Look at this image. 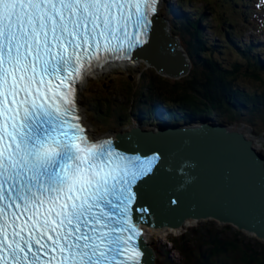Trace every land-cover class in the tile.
<instances>
[{"label": "snow or ice", "instance_id": "1", "mask_svg": "<svg viewBox=\"0 0 264 264\" xmlns=\"http://www.w3.org/2000/svg\"><path fill=\"white\" fill-rule=\"evenodd\" d=\"M157 5L0 0V264H143L133 185L160 157L90 140L75 93L148 42Z\"/></svg>", "mask_w": 264, "mask_h": 264}, {"label": "water", "instance_id": "2", "mask_svg": "<svg viewBox=\"0 0 264 264\" xmlns=\"http://www.w3.org/2000/svg\"><path fill=\"white\" fill-rule=\"evenodd\" d=\"M134 59H143L173 78L187 76L192 69L180 37L171 33L170 21L159 14L153 16L148 42ZM205 120L157 129L138 125L105 137L114 139V147L128 155L160 157L133 188L135 221L183 232L188 221L214 220L264 239V154L243 132ZM141 242L143 264H154L153 248L145 238Z\"/></svg>", "mask_w": 264, "mask_h": 264}, {"label": "trees", "instance_id": "3", "mask_svg": "<svg viewBox=\"0 0 264 264\" xmlns=\"http://www.w3.org/2000/svg\"><path fill=\"white\" fill-rule=\"evenodd\" d=\"M224 2L236 7L242 3L251 4L253 1L224 0ZM211 4H214V1L206 0L204 6L186 10L185 3L179 1L177 8L182 7L184 13L177 15L172 9L169 10L171 30L173 35L180 37L181 43L191 58V72L187 77L175 80L171 84L164 78L160 79L158 85L150 80L141 89L130 86L128 82L125 87V89L128 88V98L135 100L137 107L143 108L142 112L139 111V116H134L131 111L130 115L134 119L148 123L155 122L154 117L157 116V123L165 127L202 123L206 117H209L227 125L242 122L261 134L264 132V62L258 53L263 51V47L257 46L255 39L244 41L238 29L225 25L227 19L220 24L221 27L226 26L227 32L224 35H218L216 41L211 40L208 31H212V27L200 26V19L207 20L205 10ZM241 8H245L242 11L244 22L255 21L249 16L250 13H257L253 12L255 8L245 6ZM255 30L259 32L261 38H264V25H256ZM225 45L238 55L236 60L229 64H225L224 60L218 56ZM242 78L252 79L261 87L248 89L242 85ZM113 86L111 83L108 85L103 83L98 92V99L106 106H110L111 101L117 97V94L112 91L117 87L114 86L110 90ZM88 98L91 99L89 106L95 112L93 100L91 97ZM157 102L159 108L165 110L164 112L157 110ZM98 111L99 121L108 120L109 117H106L102 110ZM122 118L123 114L120 113L116 120L120 121ZM192 231L195 232L192 235L189 231L182 232L181 235L172 237L167 243V245L170 243L183 256L184 264H264V243L262 242H256L249 248V244L241 240L238 232L227 235L211 227L206 228L204 233L197 237L198 231L195 229ZM188 235L193 237L190 239ZM192 241L195 243L191 244ZM166 264H173L169 251L166 252Z\"/></svg>", "mask_w": 264, "mask_h": 264}, {"label": "rangeland", "instance_id": "4", "mask_svg": "<svg viewBox=\"0 0 264 264\" xmlns=\"http://www.w3.org/2000/svg\"><path fill=\"white\" fill-rule=\"evenodd\" d=\"M179 1H182L186 5V10H191L192 7L200 8L206 4V0H163L161 4L160 12L158 13L160 16H168L169 8L176 7L177 3ZM214 1V4L208 5V8L205 10L207 14V20L205 22H202L201 24L205 26V28L209 25L212 27V31H208V34L211 38V40L216 41L218 39V35H224L226 31V26L231 25L234 28L238 29L240 32V36H242L244 41H250L252 39H255V44L257 46H262L263 51H259L258 55L260 58L264 59V38H261L259 35V32L256 29V25H264V0H252L253 2L251 4L242 3V5L239 6H230L227 2H224V0H211ZM245 6L246 8H255L253 12L257 13H250L249 16H251L252 22H244L243 20V10L245 8H241ZM179 9L184 13V9L182 7H179ZM177 8V11H179ZM177 11L175 12L176 14ZM255 16L256 19H255ZM227 19L225 22L226 26L221 27L220 24L223 23V21ZM230 20V22H229ZM171 33L173 34L172 30ZM224 44L225 40L223 41ZM258 52V51H256ZM218 56L224 60L225 64H229L232 61L236 60L237 56L235 52L230 51V49L227 48L225 45L223 50L218 53ZM137 65H133L129 68H122L121 72H111L108 71L102 75H99V79H91V81L85 85V88L83 90H80L78 101L81 107V112L83 115V118L86 122V124L89 127V131L94 136H104V135H111L115 136L119 132H125L127 130H130L131 128L135 127L137 124L142 125L144 128L148 129H157L161 125L157 123V116L154 118L155 122H142V120L134 119L130 115L131 113L134 114V116H139L140 112L143 111L142 106H136V101H132L128 98V88L125 89L128 82H130V86H136V89H141L145 85L146 82L152 80L154 84L158 85L160 79L164 78L167 80L166 82L170 83L174 82L175 80H181L187 76L179 77V78H173L168 75H162L160 74L153 66L148 65L143 59L139 62H136ZM141 71V73H139ZM107 82V83H106ZM103 83L105 85H108L111 83L117 88H110L113 92L117 94V97L114 98V100L111 101L110 106H106L102 103L100 99H98V92L100 90V87L103 86ZM242 85L247 87L248 89H255L256 86L261 87V85L258 82L253 81L249 78H242ZM154 85V86H156ZM87 94H90V96H87ZM88 97L92 98V103L94 104V108L96 109L94 112V109L89 106V99ZM157 110L163 111V108H159V103L157 102ZM102 110V113L105 114V116L109 117L108 120L99 121L98 120V110ZM131 111V113H130ZM165 111V110H164ZM163 111V112H164ZM122 113L123 118L120 121L116 120V117L118 114ZM215 117V116H214ZM213 119V118H212ZM217 120V119H216ZM215 118L212 121H216ZM219 120H217V123ZM153 123V124H151ZM155 124V125H154ZM234 124H242V122H235ZM245 124V123H244ZM233 124H230L228 126H232ZM247 125V124H246ZM250 127L251 131L255 136L258 138H264V132L259 134L256 129L252 128L250 125H247ZM162 127V126H161ZM264 143V141H263ZM262 154H264V145L263 150L260 151ZM213 227L215 231H220L222 234H232L234 232H238L241 240L249 244V248L254 246L256 242H262L264 243V239H261L257 237L254 234H251L249 232L243 231L238 229L237 227L229 224H223L218 221L214 220H208V221H202L199 223L194 224L191 227H188L186 231L190 232V235L195 232H191L192 229H195L198 231V235L204 233L206 228ZM229 227V228H226ZM183 231V232H186ZM147 233L151 236V242L149 243L150 246L156 251L157 256L155 258L154 264H166V252L169 251V257L172 260L173 264H184L183 256L171 246L167 245L168 241L172 237H176L178 235H181V233H175V234H169V235H160L158 233H150V231L147 230ZM190 235H188V238H192ZM190 236V237H189ZM196 237V238H197ZM195 238V240H196ZM195 241H192L191 244H194Z\"/></svg>", "mask_w": 264, "mask_h": 264}, {"label": "bare ground", "instance_id": "5", "mask_svg": "<svg viewBox=\"0 0 264 264\" xmlns=\"http://www.w3.org/2000/svg\"><path fill=\"white\" fill-rule=\"evenodd\" d=\"M168 15H171L169 12H168ZM202 22H205L203 19H200V26ZM171 25V24H170ZM182 50L183 52L188 55V52L187 50L185 49V47L183 46L182 44ZM140 60L142 59H137L136 62H139ZM114 65L112 64H109V65H106L105 67H103L102 69H100L99 71L97 72H94V75L96 77V80L99 79L98 76L99 75H102L108 71H111V72H118V71H122L121 69H118V68H114L113 67ZM91 81V77H87L83 80L82 83H80L79 85V93L81 92L80 90H83L85 88V85H87L89 82ZM206 121V120H204ZM138 126V124L136 125ZM229 129L231 130H238V131H241L243 132L244 134H246V136L251 139L253 141V145L254 147L256 148V150L258 151H262L263 150V141H264V138H258L257 136H255L253 134V132L251 131L250 127L247 126L246 124L242 123V124H233L232 126H229ZM105 137H111V135H104V136H98L97 138H94V139H101V138H105ZM112 137H115V136H112ZM195 222L193 221H188L186 226L185 227H190V226H193ZM141 225L143 227H145L148 231H150V233H158L160 235H169V234H175V233H181L182 230H177V229H173V228H153V227H150L149 225L145 224V223H141ZM146 239V243L148 245H150L149 243L151 242V236L150 234L147 233V237H145ZM154 251V255L157 256V253L156 251L153 249Z\"/></svg>", "mask_w": 264, "mask_h": 264}]
</instances>
